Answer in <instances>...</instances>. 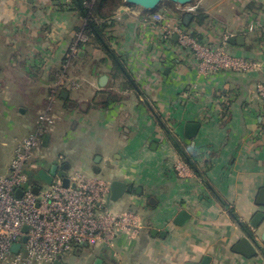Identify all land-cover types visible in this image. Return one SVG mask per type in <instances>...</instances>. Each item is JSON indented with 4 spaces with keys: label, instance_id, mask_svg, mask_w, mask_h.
Returning a JSON list of instances; mask_svg holds the SVG:
<instances>
[{
    "label": "crops",
    "instance_id": "obj_1",
    "mask_svg": "<svg viewBox=\"0 0 264 264\" xmlns=\"http://www.w3.org/2000/svg\"><path fill=\"white\" fill-rule=\"evenodd\" d=\"M194 1L188 7L162 3L160 7L175 8L153 13L123 1L108 13V45L130 76L129 86L115 69L113 56L108 58L91 41L78 46L75 58H67L84 20L61 10L65 2L0 0V79L29 77L25 85L16 79L10 89L33 93L15 103H7V92L0 95L5 97L0 99V127L15 122L25 136L46 108V96L58 89L59 103L52 112L57 122L42 146L36 173L68 165L87 177L97 169L105 181L132 186L119 201L108 198L105 208L135 212L142 231L131 242L119 237L110 252H92L87 257L91 262L100 258L104 264H184L207 255L211 264H264L263 254L245 259L231 251L240 235L238 222L248 225L256 213H264L258 204L264 188V116L254 89L264 75V0H230L231 29L220 27L219 34L203 27L196 31L213 45L218 44L215 37L224 34L228 39L243 36V46L227 41L224 51L263 65L261 73L243 78L228 72L202 78L175 41H161L152 15L165 14L181 23ZM252 4L255 7L249 8ZM252 23L259 29L249 33L246 27ZM67 69L71 76L88 77L85 98L70 99L68 85H57L56 77ZM102 76L107 77L104 85L99 84ZM186 122L200 125L192 140L183 137ZM178 161L190 167L191 175L175 173ZM180 211L189 215L183 226L174 224ZM263 232L264 219L257 230L260 242Z\"/></svg>",
    "mask_w": 264,
    "mask_h": 264
},
{
    "label": "built area",
    "instance_id": "obj_2",
    "mask_svg": "<svg viewBox=\"0 0 264 264\" xmlns=\"http://www.w3.org/2000/svg\"><path fill=\"white\" fill-rule=\"evenodd\" d=\"M88 1L84 3L85 7L91 6L94 0ZM191 11L190 8L188 12ZM152 21L162 42L169 43L176 36L179 50L189 55L197 75L202 78L224 72L258 74L263 71L259 61L226 53L224 46L228 37L225 35H222L223 41L218 46L193 37L192 32L167 19L165 14L152 15ZM246 28L249 33L259 29L254 23ZM87 41L82 32L77 33L67 58H72L79 44ZM74 81L66 79L69 89H78ZM57 85L65 84L60 81ZM254 89L262 103L264 116V75L255 83ZM58 91L51 92L50 101L38 115L33 131L16 144L7 168L8 177L0 176V264H52L59 260L61 254L78 246H106L113 250L119 237L123 236L131 242L143 229L135 212L113 213L105 208L110 183L101 178L76 172L67 175L66 187L59 177H54L45 191L38 186L27 187L24 166L32 159L35 149L42 146L44 135L56 122L52 112ZM174 170L179 177L192 173L183 161H178ZM34 187L39 188L37 194L33 193ZM17 191H21L20 197L16 196ZM23 238H26L24 243ZM15 244L20 245L16 253L11 250Z\"/></svg>",
    "mask_w": 264,
    "mask_h": 264
},
{
    "label": "rangeland",
    "instance_id": "obj_3",
    "mask_svg": "<svg viewBox=\"0 0 264 264\" xmlns=\"http://www.w3.org/2000/svg\"><path fill=\"white\" fill-rule=\"evenodd\" d=\"M229 1L230 0H195L193 7L191 8L192 9L191 13L194 14V12L196 10H198L195 12L196 15L203 14L205 16V18L200 19V21L202 23V27L203 28H209V31H213L212 33H214V34H219L220 31L218 32V30L220 29V27L224 28V26L225 27L228 26L229 29L232 28L230 25H231L234 13H232V11L229 9V6H228ZM234 1L238 2L240 0H234ZM164 8H168L171 11H173L175 7H160V8H158V10L163 11ZM241 19H242V17L240 18V20ZM195 23H196V21H195ZM195 23H193L192 25H189L188 27H183V28L186 31H188L190 33L192 32L194 35H196L197 34L196 31L198 30L199 26L197 23H196L197 25ZM213 28H214V30H213ZM225 30H227V29H225ZM225 30L222 33H225L226 32ZM230 31H232V30L227 31V33L232 34L235 32V30L232 33ZM224 35L227 36L229 34H224ZM247 37L249 38L250 36H247ZM215 40L218 42V44H217L218 46H220L222 41H223L222 38H218V37H215ZM68 55H69V53H68ZM75 55L76 54H73L74 58H75ZM73 57H72V59H73ZM235 74L242 77V78L245 77V74H242V73H235ZM77 76L69 75L68 69H67V70H64L61 75L59 74L58 77H56L57 78L56 82L63 81V83L65 85H67V82H66L67 78L72 79V81L75 80L74 82H77V84L79 86L78 89H75V90L74 89H67V92L69 93L70 99H75L77 97L85 98L89 94L90 89L88 88V86H86V84L88 82V77L85 75H77ZM16 79L19 82H22L24 85L27 81L31 80V78H29V77H24L22 79L20 77H13V76L1 77V79H0V95L2 93L5 94V92H7V94L4 95V96H7V100H6L7 103H15V100H18V97H27L28 95L31 97L33 95L32 90L24 91L25 93H23V92L20 93L17 91L12 92V90L10 89V85H12V83L16 82ZM1 84H3V85H1ZM52 91H50V93L46 96V105L50 101ZM58 93H60V91H58ZM4 96L3 97L0 96V99L1 98L5 99ZM58 100L59 99L55 97L54 107L56 105H58V103H59ZM37 117H36V122H37ZM36 122H35V125H36ZM56 122H55V124H56ZM32 131H30V132H32ZM49 132H50V130H48V132L45 135H48ZM28 134H26L24 136L23 131L19 130V126L15 122H13L9 126H7L6 123L2 124V127H0V153H1L0 154V176L8 177V171L6 169L8 168L10 161L12 159L14 148H15L16 144L19 141H21L22 139H24L25 137H27ZM41 145H42V142H41ZM42 150H43L42 146H39L35 149V154L33 155L32 159L27 161L25 166H24V173L28 177L27 187L38 186L42 191H45L46 189H48L49 185L45 184L43 182H40L36 178V169H35L37 162L42 160L41 159L42 158L41 154L43 152ZM76 172H79V173L85 175V173L77 167L70 169L67 172V175L70 176ZM102 174L103 173L98 174L97 176L93 175V177H98V178L103 179L102 176H104L105 174L104 175H102ZM106 203H109V200H107ZM103 247L104 248H102V249H99L100 247L95 248L91 245H88L87 247H84V246L72 247L69 252L61 254L58 257V259L64 264H86L88 262H91L92 259L87 260V257L90 256V254L92 252L100 251V250H104L106 252L109 251V249L105 248V246H103Z\"/></svg>",
    "mask_w": 264,
    "mask_h": 264
},
{
    "label": "water",
    "instance_id": "obj_4",
    "mask_svg": "<svg viewBox=\"0 0 264 264\" xmlns=\"http://www.w3.org/2000/svg\"><path fill=\"white\" fill-rule=\"evenodd\" d=\"M28 1H31V0H28ZM124 3L126 5L141 8L145 13H153L156 9H158L161 6L162 3H172L175 5H178L179 7H188L192 5L193 0H124ZM191 19H192L191 12L190 13L187 12L183 15L182 21L179 24L184 27H187ZM172 40L176 41V36H174ZM227 41L230 45H234V44L238 46L244 45L243 36L230 37ZM106 80H107V77L102 76L100 78L99 84L104 85L106 83ZM139 96L141 100L145 102L144 97L140 93H139ZM149 109L155 115V113L150 107ZM199 129H200V125L198 123L186 122L183 125L184 139L186 140L194 139L197 136ZM48 140H49V136L45 135L42 139V146H46ZM99 159H100L99 157H96L95 163H97ZM68 170H69L68 165H63L61 168H59L57 165H52L48 171L43 170V169L38 170L37 179L40 182H43L45 184H50L54 177H59L62 179L63 185L66 187L68 184V179H67ZM93 172L95 175L99 174V171L97 169H94ZM109 183H110L109 200L111 202L119 201L125 194L130 192L131 187H132L131 185H128L127 183L122 182L120 180H112ZM38 191H39L38 187L33 188L34 194H37ZM16 196L20 197L21 191H17ZM258 204L264 206V188L261 189L259 192ZM263 219H264V213L258 212L249 221L248 225L238 222V226L240 229V235H239L238 240L234 243L231 249V251L234 254H237L245 259L255 258L258 254L264 255V247L261 244V242L264 243V232L262 233L260 237L261 242L258 241L257 239V230L259 229V226L261 222L263 221ZM188 220H189L188 213L186 211H180L174 219V224L177 226H183ZM23 231L26 232L25 227L23 228ZM158 234L160 236H163V233H158ZM151 235L156 236L157 231L153 230L151 232ZM25 241H26V238H23L22 242L24 243ZM19 247H20L19 244H15L14 246H12L11 248L12 252L16 253L19 250ZM52 264H64V263H62L60 260H56ZM92 264H104V263L102 259L97 258L94 260ZM184 264H211V257L205 255L201 258L199 262H186Z\"/></svg>",
    "mask_w": 264,
    "mask_h": 264
},
{
    "label": "trees",
    "instance_id": "obj_5",
    "mask_svg": "<svg viewBox=\"0 0 264 264\" xmlns=\"http://www.w3.org/2000/svg\"><path fill=\"white\" fill-rule=\"evenodd\" d=\"M60 1L62 2L68 1L66 4H64V6H62L63 8H61V10L72 11L79 18H82L84 20V24L82 25V27L77 28L76 32L77 33L82 32L88 39L87 43L91 41V43L99 50H101L108 58L112 59L113 56L112 60L115 69H117V71L122 75L126 83H128V85L130 86L129 80H131V78L124 70V67L120 59H118V57L114 55L113 51H110L108 44L111 38L107 37L105 33L106 29L109 26L108 20L110 16L108 15V13L118 9L120 6H123L124 0H94L92 5L87 7L84 6V3H86L88 0H60ZM252 7H255V5L253 4L249 5V8ZM195 12L192 16L193 18L190 25H192L196 21L199 28H201L202 23L200 19L205 18V16L203 14L196 15ZM192 35L193 37H196L202 41V39L199 37L200 34L197 33L196 35H194L192 33ZM81 44H79V46ZM110 53H112V55ZM171 138L174 144L176 145L177 149L182 153V149L179 143L172 136ZM36 178H37V173H36Z\"/></svg>",
    "mask_w": 264,
    "mask_h": 264
},
{
    "label": "flooded vegetation",
    "instance_id": "obj_6",
    "mask_svg": "<svg viewBox=\"0 0 264 264\" xmlns=\"http://www.w3.org/2000/svg\"><path fill=\"white\" fill-rule=\"evenodd\" d=\"M96 258H94L93 260H95ZM94 261H92L91 263H89V264H92Z\"/></svg>",
    "mask_w": 264,
    "mask_h": 264
}]
</instances>
